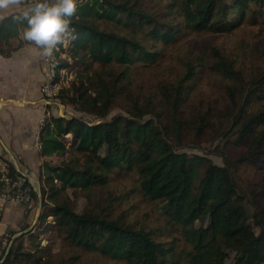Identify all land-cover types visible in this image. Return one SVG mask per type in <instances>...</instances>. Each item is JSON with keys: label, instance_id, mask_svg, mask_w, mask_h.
Returning a JSON list of instances; mask_svg holds the SVG:
<instances>
[{"label": "trees", "instance_id": "trees-1", "mask_svg": "<svg viewBox=\"0 0 264 264\" xmlns=\"http://www.w3.org/2000/svg\"><path fill=\"white\" fill-rule=\"evenodd\" d=\"M171 2L172 5L179 4L184 27L197 30L210 28L216 32H225L241 24L250 17L249 13L255 17L252 4L264 7V0ZM13 15L19 16L20 13H12L0 20V54L3 56H9L16 49L11 39L18 37L19 28L24 26L19 22L14 23ZM96 19L133 29L153 23L144 11L126 2H78L77 11L70 18L69 51L72 59L85 66L77 75V80L69 88L62 89L58 98L63 104L72 105L79 115H52L41 127V155L54 157L55 162L57 159L59 162L56 165L44 162L39 175L42 210L37 227L45 225L43 231L53 229L61 240L87 251L107 255L123 264H180L173 259V247L166 248L164 243L153 237L152 231L92 212H77L67 201L57 199L63 187L87 190L105 184L110 172L132 173L136 176L142 195L152 201L165 202L164 214L168 222L181 227L185 240L190 244V250L186 253L187 264H223L225 253L221 244L224 242L235 243L242 250L235 264H240L246 256L248 258L243 264H259L264 256V217L258 213L252 215L258 227L255 232L248 220L245 198L237 189L228 163L218 165L210 159L190 157L180 151L169 140L166 128H162L153 118L145 119L144 112L137 108L129 115L105 118L110 111L113 92L100 76L89 74L86 61L103 66L115 63L127 68L139 58L154 61L158 54L146 50L135 39L101 29L94 24ZM178 31L153 23L147 34L155 40L169 43L176 39ZM58 46L63 50L62 44ZM69 65L68 60L59 58V69ZM214 65L233 78V68L228 63L220 60ZM190 69L183 79L193 73ZM251 84L249 97L261 98L264 94V75ZM179 94L177 87L169 93L171 131L176 138L180 133L177 116ZM233 101L235 110L239 103L235 99ZM250 104L251 101L245 99L240 104V113L236 115L237 132L243 139L249 140L246 151L236 161L244 162L261 155L264 163V129L254 132V126L264 122V108L248 112L243 106ZM89 115L97 122H93ZM205 118V115L201 117L197 129H201ZM102 148L105 149L104 154L100 153ZM9 168L13 176L21 175L12 164ZM32 194L36 206L34 190ZM49 201H53L51 206L48 205ZM50 216L52 220L49 222ZM203 219L207 220L206 225L196 224L197 220ZM34 228L26 232L28 237L34 238ZM24 234L14 238L1 264H63L40 254L44 251L40 239L29 241L30 248L26 246L21 239ZM6 247H3L1 257Z\"/></svg>", "mask_w": 264, "mask_h": 264}, {"label": "rangeland", "instance_id": "rangeland-1", "mask_svg": "<svg viewBox=\"0 0 264 264\" xmlns=\"http://www.w3.org/2000/svg\"><path fill=\"white\" fill-rule=\"evenodd\" d=\"M115 1L126 2L144 11L154 24L161 27L170 26L179 31L174 41L165 43L148 36L147 32L153 23L133 29L107 20L94 21L101 29L135 39L142 43L146 50L158 54L154 61L139 58L127 68L115 63L103 66L86 61L90 68L89 74L100 76L113 92L110 111L105 118L129 115L137 108L138 111L144 112L145 119L153 118L162 128H166L170 134L169 140L180 151L186 152L190 157L210 159L218 165L228 163L237 189L245 198L249 223L257 232L258 227L252 215L258 213L264 217L263 156L257 155L244 162L236 161L246 151L249 140L243 139L237 132L235 122L238 120L236 115L240 113V104L245 99L251 101L247 107L243 106L248 112L264 108V94L261 98L249 97L251 82L264 75V7L259 8L252 4L255 17L249 13L250 17L241 24L225 32H216L210 28L197 30L184 27L180 6L172 5L171 0ZM70 47L68 29L62 44L63 50L58 46L60 58L70 63L67 68L61 69L59 74L63 83L62 89L69 88L85 66L70 57ZM220 60L233 68V78L215 67V62ZM124 69H127V72H124ZM189 69L193 73L183 79ZM179 83L181 86H178ZM176 87L180 93L177 108L180 122L178 138L171 131L169 97V93ZM233 99L239 103L235 110ZM60 104L66 105L71 115H79L72 105L61 102ZM203 115L206 118L200 125L201 129H197ZM89 118L97 122L92 115H89ZM261 129H264V122L254 126L255 133ZM100 153L104 154L105 149L102 148ZM58 162L57 159L53 164ZM108 176L105 184L87 190L63 187L56 197L60 201H67L77 212H92L122 224L152 231L153 237L164 243L166 248L173 247V259L178 260L180 264H187L186 253L190 250V244L185 240L181 227L168 222L164 214L165 202L152 201L142 195L135 174L110 172ZM52 204L53 201L48 202V205ZM41 210L42 207L32 227L35 226L34 238L28 237L26 233L21 238L26 246L29 241L40 239V245L44 248L40 254L50 256L63 264H123L122 261L99 252L73 246L61 240L53 229L43 231L45 225L37 227ZM48 220H52L51 216ZM206 222V219L197 220L196 224L206 225ZM221 245L225 253L223 264H235L241 255L240 247L232 242H224ZM247 258L246 256L242 259L240 264ZM259 264H264V256Z\"/></svg>", "mask_w": 264, "mask_h": 264}, {"label": "crops", "instance_id": "crops-1", "mask_svg": "<svg viewBox=\"0 0 264 264\" xmlns=\"http://www.w3.org/2000/svg\"><path fill=\"white\" fill-rule=\"evenodd\" d=\"M24 8L15 0L0 10V20L12 13H21ZM23 29L24 26L20 27L18 37L11 39L16 49L9 56L0 54V160L14 156L21 170L39 178L44 162L55 163L54 157L41 155L39 133L43 125L40 120L43 118L46 122L52 115L69 117L71 112L58 99L42 98L43 51L23 39ZM35 210L26 211L21 205L0 202V227L7 228L11 239L17 232L34 225Z\"/></svg>", "mask_w": 264, "mask_h": 264}, {"label": "clouds", "instance_id": "clouds-1", "mask_svg": "<svg viewBox=\"0 0 264 264\" xmlns=\"http://www.w3.org/2000/svg\"><path fill=\"white\" fill-rule=\"evenodd\" d=\"M14 2L0 0V10ZM77 4L78 0H31L30 6L19 16L13 15L12 20L24 25L23 39L33 42L42 49L43 55L50 57L64 43Z\"/></svg>", "mask_w": 264, "mask_h": 264}, {"label": "built area", "instance_id": "built-area-1", "mask_svg": "<svg viewBox=\"0 0 264 264\" xmlns=\"http://www.w3.org/2000/svg\"><path fill=\"white\" fill-rule=\"evenodd\" d=\"M24 6H30L31 0H19ZM57 50L52 56L43 57L44 68L43 76L44 80L41 85L42 98L46 101L57 99L63 88V83L59 74L61 69L58 68L59 54ZM45 120L42 118L40 120L41 125H43ZM12 164V160L6 157L0 160V202L12 203L21 205L26 211H33L36 206L33 201V187L28 182V180L20 175L13 176L11 174L9 165ZM11 237L9 231L5 226L0 227V256L2 254V249L8 244V239ZM1 258V257H0Z\"/></svg>", "mask_w": 264, "mask_h": 264}, {"label": "water", "instance_id": "water-1", "mask_svg": "<svg viewBox=\"0 0 264 264\" xmlns=\"http://www.w3.org/2000/svg\"><path fill=\"white\" fill-rule=\"evenodd\" d=\"M11 160H12V165L15 168V170L20 173L22 176H24L28 182L32 185L35 193H36V197H37V206H36V218L38 217L39 213H40V209L42 207V192H41V183L38 179H35L28 171H23L21 170V167L19 165V162L17 161V159L14 156H11ZM33 226L21 230L19 232H17L8 242L6 250L4 255L2 256V258H0V264L3 263L12 243L15 237L28 232Z\"/></svg>", "mask_w": 264, "mask_h": 264}]
</instances>
